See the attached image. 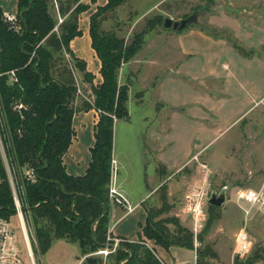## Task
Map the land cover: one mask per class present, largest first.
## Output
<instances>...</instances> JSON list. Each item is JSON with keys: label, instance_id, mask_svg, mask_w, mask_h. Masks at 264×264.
Masks as SVG:
<instances>
[{"label": "trees", "instance_id": "1", "mask_svg": "<svg viewBox=\"0 0 264 264\" xmlns=\"http://www.w3.org/2000/svg\"><path fill=\"white\" fill-rule=\"evenodd\" d=\"M126 1L108 0L91 15L92 46L102 63L100 84L94 83L86 61L70 46L82 34L79 16L88 4L58 0L63 18L59 24L51 12L53 0H19L15 24L0 9V137L7 159L6 163L0 145V217L10 220L17 215L12 176L37 256L60 239L78 243L83 254L111 244L107 235L114 126L129 116V87L120 83L119 73L140 48L137 39L125 45L115 33L100 30V20ZM158 20L164 24L163 18ZM83 83L91 89L88 95L82 91L85 98L79 92ZM93 108L99 120L91 163L85 174L71 175L63 157L76 134L73 117ZM162 197L161 207L147 208L143 236L138 241L123 238L106 264H163L144 239L165 248L195 247L192 230L169 214L175 206L168 194ZM209 208L211 213L219 210L210 203ZM197 252L199 264H208L200 259L199 247ZM102 261L89 256L85 263Z\"/></svg>", "mask_w": 264, "mask_h": 264}, {"label": "rangeland", "instance_id": "2", "mask_svg": "<svg viewBox=\"0 0 264 264\" xmlns=\"http://www.w3.org/2000/svg\"><path fill=\"white\" fill-rule=\"evenodd\" d=\"M80 1L88 4L90 0ZM158 1L127 0L112 12L105 13L100 20V30L115 33L124 40L125 45L137 39L140 49L145 43L158 45V48L152 51H145L154 53V56L161 60V65L153 71H160L163 74L161 79L164 84L163 91L168 96V104L165 106L169 108L170 113L173 111L172 105L179 106L183 101L192 100L193 93L198 94L201 102L206 106L208 101L213 107L211 114L202 110L200 130L196 122L193 124L187 121L182 124L170 120L172 127L169 132L170 142L166 148V157L171 160L169 162L171 170H175L174 166L181 165L190 158V150L195 155L198 154L192 156L195 159L182 166L174 175L165 170L163 164L158 163L155 153L153 155L149 153L148 146L145 148L146 155L141 154L145 143L143 141L145 132L141 131V127L132 130L131 136L121 141L122 148L130 157L132 172L137 178L133 181V185L129 186L132 196H138L136 182L139 184L148 182L150 186H155L157 180L154 175L157 172L160 186L148 199V203L155 208L161 207L162 194L164 192L168 194L173 183V192L171 195L168 194L167 198L175 208L169 214L176 216L179 214L182 223L191 229V217L186 209L189 195L204 187L210 191V197L212 191L220 192L227 186V201L219 210L211 213L208 201V221L197 241L201 251L200 259L206 260L208 264L218 262L219 257L214 247L218 241L226 251L231 250L234 263L256 264L257 259L261 258L260 262L264 264V209L255 208L249 215L246 227L253 240L250 252L244 256L234 253L237 233L245 225V212L241 208L242 203L236 198V191L239 188L259 187L262 184L259 173L255 171L254 174L248 173L245 162L254 161L256 164L254 169L257 168V164H264V45L261 44L263 47L258 50L263 55L260 60L248 57L232 60L227 57L225 62L228 65L221 66L217 78L200 77L199 79L197 66L190 68L189 71L186 69L189 66L186 68L183 66L180 71L182 58L177 51L178 32L164 29L163 22L158 20L159 17L165 19L169 15L174 19H181L198 12V22L192 27L204 28L208 32L225 36L230 46L240 52L243 50L246 55H251L253 50L248 47L252 44L264 43V0H162L156 5ZM50 8L58 24L61 23L63 18L59 14L58 3L51 2ZM80 17L81 15L79 26ZM146 71L147 74L152 72ZM186 71L190 73H185ZM78 76L81 82V75ZM253 84H255L254 88H252ZM85 86L89 87L84 84L82 91L88 95L91 93L90 88ZM153 89H149L151 92L147 91L148 97L154 92ZM81 96L84 97L82 94ZM237 119L239 120L232 123ZM139 121L138 119L136 122ZM204 126L207 129L203 128ZM198 132L200 145L193 147L190 138ZM0 145L7 163L1 137ZM143 157L146 163L141 161ZM164 215L166 213L162 214ZM10 220L21 242L24 243L19 217L15 215ZM89 256L102 257V264L111 261L108 256L94 252L83 254L78 243L65 239L55 241L44 255L37 256L34 253L36 264H77L83 258L85 259L82 264H86L85 260Z\"/></svg>", "mask_w": 264, "mask_h": 264}, {"label": "crops", "instance_id": "3", "mask_svg": "<svg viewBox=\"0 0 264 264\" xmlns=\"http://www.w3.org/2000/svg\"><path fill=\"white\" fill-rule=\"evenodd\" d=\"M107 1L108 0H97L96 2L89 1L88 4L90 7L80 14L82 17V19L80 17L82 34L72 39L70 43L75 55L84 59L87 63L88 70L94 74L95 84H100L103 81V76L101 74V60L92 46V36L90 32L91 15L97 10L98 6L105 5ZM161 1L162 0L156 2V5ZM18 3L19 0H0V9L3 10L4 14L17 15L19 11ZM234 26L235 25H233V27ZM211 33L202 28L194 27L187 28L177 33V51L180 58H182L180 71L183 69V66L184 68L189 66V68H186L187 71H189L190 68H195V66H197L199 79L200 77H212V79H215L219 75L221 66L228 65L225 62L227 57L232 60H235L236 58L245 59L247 57L249 59L257 58L260 60L263 56L258 50L263 47L264 43H260L259 45L252 44L251 47H248L250 50H253L252 54L246 55L243 50L240 52L236 48L230 46L227 37L217 33ZM154 48H158V45L145 43L129 61L122 64L119 73L120 83L127 84L129 87V116L126 119L116 121L114 126L112 161H115L117 171L115 175L111 177L110 184L111 186H115L125 197L126 203L124 206H116L111 202L108 217V229L113 236L121 237L129 241H138L140 237L143 236V226L146 224L148 218L147 208L150 205L148 199L156 193L160 183L159 175L156 172L154 178L157 180V184L155 186H150L148 182L140 184L136 182L135 184L138 186V196H132V191L129 186H132L133 181L137 178L132 172L130 157L128 156L127 151L122 148L121 141L129 138L132 130L141 127V131L145 132L143 140L145 143L143 144L144 148H142L141 154L146 155L147 150L145 148L148 146L149 148L147 149L149 153L151 155L155 153L154 155H156L158 163L160 162L163 164L166 167L165 170L172 172L174 175V173L180 171L182 166L187 165L190 160L195 159L194 157L198 154L195 155V153L190 150V158L181 165L174 166L175 170H171L172 167L169 163L171 160H168V156L166 157V148L170 142L169 132L172 127L170 120L173 119L182 124L187 121L193 124L196 122L199 125L198 130H200V126H202V110L211 114V107H213L208 101L206 106L201 102L199 95L193 93L191 96L192 100H189L188 102L183 101L182 105L179 106L172 105L171 108L173 111L170 113L169 108L165 106V104H168V96L166 92L163 91L164 84L161 82L163 74H161L162 72L160 71H153L156 67L161 65V60L159 57L154 56V53H146L145 51H152ZM146 70H151V74H147ZM187 71L185 73H190ZM84 84L89 86H85L86 88H90L88 83ZM254 87L255 84H253L252 88ZM150 88H154V92L148 97L147 91ZM89 91L91 92V89H89ZM186 106H188V110H186ZM138 114L140 116H137ZM213 114L216 115V113ZM244 114L242 116H244ZM138 119L140 121L137 123L136 121ZM239 119L234 120L232 123H235ZM98 120L99 112L94 108L90 110H81L74 114L73 127L76 134L68 151L63 157L67 173L71 175H83L86 173L92 159L91 148L95 143V124ZM254 126L256 125H253V127ZM253 127L245 128L251 130L254 129ZM203 128L207 129L206 126ZM190 140L193 147L200 145L199 132L197 135H193ZM141 161L146 163L144 157ZM245 163L248 173L252 174L253 171L258 172L259 177L262 178L261 182H263L264 164L259 163L257 164V168L254 169V166L256 165L254 161L248 162L246 160ZM168 177L170 178L172 176ZM194 178L195 177H193V180ZM191 187L193 189V186ZM173 189L174 185L171 183L170 192L168 194L171 195ZM189 215L191 217V214ZM177 216L179 217L180 215L177 214ZM179 219L180 221L182 220L180 217ZM250 219L252 220L253 216ZM182 222L183 221H181V223ZM197 241L198 239L195 240L194 248L177 245L165 248L159 244H155L153 241H151V245L152 247H155L157 256L162 260L163 264H199L197 252L199 245ZM254 241H256V239ZM214 247L219 257L218 259L216 258L218 262L214 264H234L233 254L230 252L231 250L226 251L218 241H216ZM260 260L261 258H258L256 264H261Z\"/></svg>", "mask_w": 264, "mask_h": 264}, {"label": "built area", "instance_id": "4", "mask_svg": "<svg viewBox=\"0 0 264 264\" xmlns=\"http://www.w3.org/2000/svg\"><path fill=\"white\" fill-rule=\"evenodd\" d=\"M53 1L55 4L58 3V0ZM4 16L5 19L12 24H15L17 21V15L4 14ZM79 92L82 94V90H79ZM114 118L116 120L115 116ZM116 171L117 168L115 161L113 160L111 177L115 175ZM28 175L29 177H32V173H28ZM11 181L14 189L17 216L19 217L20 227L23 232L24 243H22L21 239L18 237L11 220L0 217V264H36L29 230L25 221L21 203L15 190L12 176ZM209 192L210 191L204 187H200L188 197L187 210L188 213L191 214V230L194 234L195 240H197L198 235L202 232L208 219L207 206L209 201ZM236 198L240 203H242L240 205L245 212V225L237 233L234 253L239 256H244L249 253L252 248V240L246 227L249 215L255 208L264 209V181L259 187L239 188L236 191ZM111 202H113L116 206H124L126 199L115 186H111L110 184V204ZM107 239L111 242V244L99 249L94 252V254L104 255L107 257L117 250L118 245L123 240L121 237L113 236L109 229ZM151 241L152 240L144 239L143 242L148 247L153 248ZM83 259H81V262L79 261L77 264H82Z\"/></svg>", "mask_w": 264, "mask_h": 264}, {"label": "water", "instance_id": "5", "mask_svg": "<svg viewBox=\"0 0 264 264\" xmlns=\"http://www.w3.org/2000/svg\"><path fill=\"white\" fill-rule=\"evenodd\" d=\"M197 22L198 12H194L193 14L181 19H174L171 16H166L164 19L163 28L166 30L181 32ZM227 191V186L222 188L220 192H217L215 190L212 191L209 197V203L219 208L222 207L227 201Z\"/></svg>", "mask_w": 264, "mask_h": 264}]
</instances>
